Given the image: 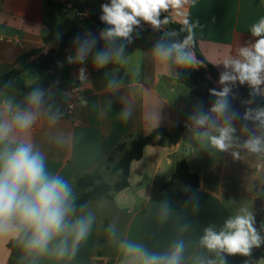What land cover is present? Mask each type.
Segmentation results:
<instances>
[{
	"label": "crops",
	"instance_id": "1",
	"mask_svg": "<svg viewBox=\"0 0 264 264\" xmlns=\"http://www.w3.org/2000/svg\"><path fill=\"white\" fill-rule=\"evenodd\" d=\"M102 1L110 3V0ZM170 10L172 21L183 24L184 19L189 17L190 23L198 24L193 38L196 51L217 70L220 77L225 69L223 64L218 63L225 56L235 53L239 46L255 41L249 28L264 16V0H197L195 5L185 0L182 6ZM55 11L62 18L66 17L56 5L51 8L49 0H0V73L19 69L16 60L23 53L39 48L47 51L58 46L75 15L73 20L70 19V25L65 27L56 18ZM77 24V40L90 33L91 39L96 41L83 64L68 63L67 58L75 53V43L47 71L27 70L21 77L28 87L34 81L32 86L51 90L62 108L64 116L61 121L50 128L45 120H41L34 128L33 139L46 152L49 169L63 175L73 186H77L86 175L107 173L109 165L117 164L137 137L159 128L177 127L198 108L204 110L202 101L192 94L190 88L179 83L154 60L150 53L155 45L153 38L132 33L131 43L117 42L125 45L127 62L97 69L93 56L105 47L104 41L99 38L105 29H99L94 19ZM83 66L90 68V75L87 82L81 83L79 70ZM173 70L177 71V68ZM111 72H116L117 78L123 81V86L115 93H109L105 88L106 73ZM219 77L215 83L221 87ZM236 84L249 88L238 81ZM76 85L82 95L74 114L69 116V91ZM27 94L20 91L0 92V96H15L18 100ZM125 102L134 107L133 115L127 122L119 117ZM159 108L160 121L157 125L149 114ZM49 132L67 134L69 143L56 145L49 138ZM121 145L124 148L120 150ZM179 159H186L191 170L200 177L199 189L178 181L161 189L170 180V172ZM261 171H257L253 163L233 159L230 153L210 152L205 145L190 139L189 129L182 133L175 145L165 137H158L155 143L145 148L142 159L131 164L130 186L127 189L89 204L97 219L71 264H120V254L112 241L103 257L97 254L99 238L112 222L117 223L123 236L152 248H163L184 222L190 223L189 235L195 241L203 228L221 226L240 204L252 208L255 215L257 199H264L261 195L264 182L256 183L255 178ZM252 200H256L255 204ZM160 203H166L172 211L166 222L158 218ZM129 205L133 209L127 208ZM261 226L257 230L264 236ZM9 243L10 240L0 239V264H10ZM262 247L258 249L264 251V245ZM45 264L51 262L46 261ZM258 264H264V257Z\"/></svg>",
	"mask_w": 264,
	"mask_h": 264
},
{
	"label": "clouds",
	"instance_id": "2",
	"mask_svg": "<svg viewBox=\"0 0 264 264\" xmlns=\"http://www.w3.org/2000/svg\"><path fill=\"white\" fill-rule=\"evenodd\" d=\"M187 2L195 5L197 0ZM183 3L185 0H110L103 4L100 19L108 27L99 36L105 47L94 54L95 67L126 63L125 45L117 42L131 43L132 33L142 21L154 29L164 28L170 18L161 20V12ZM197 26L190 23L189 17L185 18L181 31L188 35L184 39H178L180 33L175 30L165 31L150 52L174 79L178 80L180 75L174 68L186 69L200 63L192 50ZM249 32L255 41L239 46L235 53L218 63L223 64L225 71L219 77L223 88L210 90L217 98L214 105L207 112L198 108L189 117L187 127L190 139L205 145L210 152L230 153L233 159L253 163L257 171H261L264 170V108L246 110L243 120L254 126L241 127V133L247 135L241 142L234 127L235 114H229L227 101L230 85L237 81L247 84L252 95L264 97V16L250 26ZM74 43L77 47L74 55L67 58L68 63L83 64L96 41L85 37ZM85 73L86 70L80 68L81 83L87 82ZM106 76L105 88L109 93L123 86L116 72L106 73ZM34 83L32 81L30 86ZM123 105L119 117L127 122L134 107L130 102ZM160 108L149 114L157 125ZM63 116L51 90L33 87L22 100L0 96V239L10 240L18 250L16 264H45L46 261L71 264L97 219L88 202L78 203L72 182L49 169L46 152L33 139L34 128L41 120L54 128ZM48 136L58 146L67 145L70 139L63 132H49ZM171 213L166 203H160L158 218L161 222H166ZM254 225L252 208L240 204L221 226L203 228L195 241L189 235L190 223L180 224L176 235L163 248H152L123 236L116 222L108 224L106 232L117 247L120 264H227V256L249 257L254 248L264 245V236Z\"/></svg>",
	"mask_w": 264,
	"mask_h": 264
},
{
	"label": "trees",
	"instance_id": "3",
	"mask_svg": "<svg viewBox=\"0 0 264 264\" xmlns=\"http://www.w3.org/2000/svg\"><path fill=\"white\" fill-rule=\"evenodd\" d=\"M103 4L106 3L102 0H93L92 2V8L99 9V15L95 17V21L98 24L99 29L102 30L108 27L100 19L103 15ZM49 5L51 8H55V4L51 0H49ZM58 10L61 12L62 7H58ZM166 17H169L170 20L164 25V28L154 29L151 25L142 21L141 25L136 27L133 33L161 40L165 31L175 30L180 33L178 39H184L187 36V32L181 31L183 24L172 21L171 10L161 12L160 19L164 20ZM77 28L78 24L76 20H74L69 27V30L61 37V40L56 48H50L47 51L43 48L34 49L19 56L16 60V65H20L19 69H13L4 74L0 73V92H31L34 86H26L21 79L22 75L27 70L42 73L57 64L64 51L74 46V42L78 39V35L76 33ZM80 40H82V38ZM196 46V42L193 41L192 50L200 63L186 69L177 68V71L180 72L179 79L177 81L190 88L192 94L197 96L202 101L204 105L203 111L207 112L214 105L215 100L217 99L215 96L211 95L210 90L215 89L216 91H219L223 88V86L218 87L216 85L215 81L218 79L219 73L196 51ZM6 85H8V87L5 88ZM230 87L231 92L227 101L229 105V114H235L234 125L242 127L244 124H247L249 128L253 127L254 125L251 122L243 120V115L248 109L257 110L264 108V97L254 96L251 94L250 88L242 87L236 83L230 85ZM188 123L189 119L183 124L172 129L159 128L149 134L141 135L134 139L130 144L129 151L124 154L114 168V173L119 175L118 181L114 184L106 183L102 181V176L97 173L84 176L77 184L78 191L80 192L78 203L88 202L90 204L91 202L100 200L109 194H117L127 189L130 186V166L134 161L142 159L145 148L155 143L158 137H165L170 144H177L182 133L188 129ZM123 148L124 145L119 147L120 150ZM177 181L194 189H199L201 184L200 177L191 170L186 159H179L175 162V165L170 172V180L163 184L161 189L168 188ZM106 228L107 226L99 238V249L97 252L99 257H103L105 255V252L111 242L108 233L106 232ZM9 249L11 251L10 264H16L19 253L11 241L9 243ZM263 257L264 251L254 248L249 257H244L239 254L229 255L226 257V261L227 264H246V261L247 264H258L260 259Z\"/></svg>",
	"mask_w": 264,
	"mask_h": 264
},
{
	"label": "built area",
	"instance_id": "4",
	"mask_svg": "<svg viewBox=\"0 0 264 264\" xmlns=\"http://www.w3.org/2000/svg\"><path fill=\"white\" fill-rule=\"evenodd\" d=\"M55 4H65L69 7L71 11L75 14V20L77 23H82L85 20H91L99 15V10L92 8L93 0H53ZM87 37L91 39V34L87 33L84 38ZM83 38V39H84ZM86 70V77L90 75V68L88 66H83ZM81 89L79 86H74L69 91V100H68V108L67 114L69 116L74 114L75 108L77 106L78 100L81 98Z\"/></svg>",
	"mask_w": 264,
	"mask_h": 264
},
{
	"label": "rangeland",
	"instance_id": "5",
	"mask_svg": "<svg viewBox=\"0 0 264 264\" xmlns=\"http://www.w3.org/2000/svg\"><path fill=\"white\" fill-rule=\"evenodd\" d=\"M54 4H55V2H54ZM55 5H56V8L62 7V14H64L66 16V17L62 18L60 16V14L57 11H55L56 18L61 20L60 21V24L62 23L61 25L65 26V27H68L70 25L69 24L70 23V19H72V20L74 19V15H75L74 12L71 11L69 9V7L67 5H65V4H57L56 3ZM48 11H51V10L48 9ZM115 166H116V164H114V163L109 165L107 173H103L101 175L102 176V181H104L106 183H109V184H113V183H116L118 181L119 175L114 173ZM255 178H256V183L264 182V170H262L261 173L258 174V176H256ZM226 182L229 183V180H227ZM74 189L77 192L78 197L80 198V192L78 191V188H77L76 185L74 186ZM261 195L264 196V189H262ZM255 201L256 200H252L251 201L252 204H255ZM127 208L133 209V206L129 205V206H127ZM260 247L263 249L262 245Z\"/></svg>",
	"mask_w": 264,
	"mask_h": 264
},
{
	"label": "water",
	"instance_id": "6",
	"mask_svg": "<svg viewBox=\"0 0 264 264\" xmlns=\"http://www.w3.org/2000/svg\"><path fill=\"white\" fill-rule=\"evenodd\" d=\"M160 40L154 39L155 44L158 43ZM236 128V135L241 137V142H243L244 139L247 138L246 134L241 133V127L234 125ZM255 227L259 228L263 222L264 219V199L263 198H258L256 201V207H255Z\"/></svg>",
	"mask_w": 264,
	"mask_h": 264
}]
</instances>
